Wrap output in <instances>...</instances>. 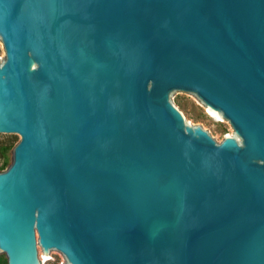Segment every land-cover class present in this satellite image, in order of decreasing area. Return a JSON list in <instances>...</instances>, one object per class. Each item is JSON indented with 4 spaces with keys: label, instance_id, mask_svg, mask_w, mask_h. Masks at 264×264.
I'll use <instances>...</instances> for the list:
<instances>
[{
    "label": "water",
    "instance_id": "obj_1",
    "mask_svg": "<svg viewBox=\"0 0 264 264\" xmlns=\"http://www.w3.org/2000/svg\"><path fill=\"white\" fill-rule=\"evenodd\" d=\"M0 41L7 264H264V0H0Z\"/></svg>",
    "mask_w": 264,
    "mask_h": 264
},
{
    "label": "rangeland",
    "instance_id": "obj_2",
    "mask_svg": "<svg viewBox=\"0 0 264 264\" xmlns=\"http://www.w3.org/2000/svg\"><path fill=\"white\" fill-rule=\"evenodd\" d=\"M4 56L2 42L0 41V58ZM1 62V60H0ZM171 102L183 113L186 121L191 125H199L214 138L220 142L226 134L232 135L233 129L229 122L212 114L191 94L183 91H175L170 96ZM20 139L19 135L14 133H0V165L7 167L10 163V150ZM5 167V168H6ZM4 168V169H5ZM2 169V170H4ZM38 258L41 264H62L64 263L62 255L57 251H50L49 257L44 258L42 249L37 245ZM0 264H7L6 257L0 252Z\"/></svg>",
    "mask_w": 264,
    "mask_h": 264
},
{
    "label": "trees",
    "instance_id": "obj_3",
    "mask_svg": "<svg viewBox=\"0 0 264 264\" xmlns=\"http://www.w3.org/2000/svg\"><path fill=\"white\" fill-rule=\"evenodd\" d=\"M6 166H5V164H1L0 165V171L2 170V169H4Z\"/></svg>",
    "mask_w": 264,
    "mask_h": 264
}]
</instances>
